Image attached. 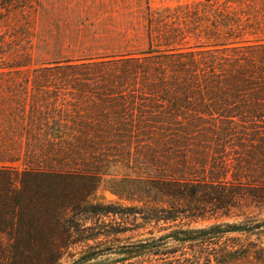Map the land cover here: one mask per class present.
I'll list each match as a JSON object with an SVG mask.
<instances>
[{"label": "trees", "instance_id": "16d2710c", "mask_svg": "<svg viewBox=\"0 0 264 264\" xmlns=\"http://www.w3.org/2000/svg\"><path fill=\"white\" fill-rule=\"evenodd\" d=\"M147 23L136 56L0 68L35 87L31 103L0 90V262L59 264L83 245L69 264H264V215L186 224L264 208V0H202ZM110 166L138 176L113 193L147 188L142 206L88 199ZM150 226L164 234L121 244Z\"/></svg>", "mask_w": 264, "mask_h": 264}, {"label": "rangeland", "instance_id": "374dc122", "mask_svg": "<svg viewBox=\"0 0 264 264\" xmlns=\"http://www.w3.org/2000/svg\"><path fill=\"white\" fill-rule=\"evenodd\" d=\"M200 1L202 0H0V68L25 65L31 71L59 63H82L145 53L149 49L148 19L161 17V12L165 9L193 5ZM157 41L154 39L156 47L159 45ZM0 80L3 102L10 100L9 93L12 91L26 93L27 102L34 95L35 87L25 75L0 76ZM32 99L31 97L30 103ZM30 103L26 106L27 112L31 110ZM143 178L148 179V176ZM122 179L135 181L138 176L122 166H110L107 176L101 179L99 187L88 199L92 203L104 205L142 206L137 201L139 195H148L147 188L141 187L136 196H118L113 193L117 189L113 182ZM159 197L150 195V198H146V205H160ZM259 215L263 217L264 208L251 207L234 211L229 217H213L186 224L191 229H199L214 224L234 223L243 220L244 216L252 218ZM87 225L90 226L91 222ZM163 234L155 226H150L141 232L122 236L121 244L158 238ZM83 249V245L71 247L59 264H69L72 257L76 259ZM133 257L136 255H110L90 264H114L119 259ZM0 264L4 263L1 261Z\"/></svg>", "mask_w": 264, "mask_h": 264}]
</instances>
